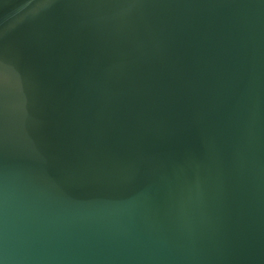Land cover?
I'll use <instances>...</instances> for the list:
<instances>
[{"label":"water","instance_id":"1","mask_svg":"<svg viewBox=\"0 0 264 264\" xmlns=\"http://www.w3.org/2000/svg\"><path fill=\"white\" fill-rule=\"evenodd\" d=\"M0 264H264V0H0Z\"/></svg>","mask_w":264,"mask_h":264}]
</instances>
